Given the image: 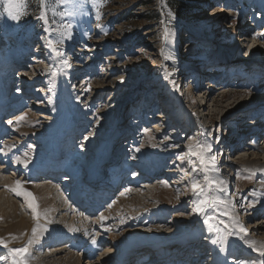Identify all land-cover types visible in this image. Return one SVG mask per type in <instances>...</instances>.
Returning <instances> with one entry per match:
<instances>
[{"label":"rangeland","instance_id":"1","mask_svg":"<svg viewBox=\"0 0 264 264\" xmlns=\"http://www.w3.org/2000/svg\"><path fill=\"white\" fill-rule=\"evenodd\" d=\"M97 3L103 5L99 8L100 20L95 19L97 8L92 4L84 5L77 10L76 15L67 16L63 21L56 17L55 27H58L60 23L73 25L72 38L66 39L61 46L71 65L66 69L61 64L55 63L63 57H55L54 53L44 46L43 37L47 34L42 30L41 23L34 18L39 14V0H29L27 11L30 14L19 22L0 17V67H2L0 82L3 83L0 85V144L4 145L0 148V166L6 168L3 175L13 180L29 181L27 183L29 185L49 183L48 188L55 196L60 197L62 193L67 195L68 200L63 195L56 201L58 212L55 214V230L61 231L66 237L70 233L68 228H72L82 236L84 234L82 229L94 222L95 226H90L89 236L92 237L91 240L97 238L96 241L101 242L99 245L101 247L92 243L93 248L84 255V248H75L79 238L72 239L73 234H69L70 237L67 236V239L63 240L55 237L52 244L45 245L38 253L36 251L42 244L37 240L29 250L30 260L35 259L45 263L44 259L52 258L56 248L66 244L70 248L69 251H77V254L81 255L83 264H86L88 260L96 261V264H116L121 261L122 254L129 251L130 244L135 241L133 238H127L126 234H136L138 229L143 232L141 237L148 240L142 242L141 246L138 245L139 247L131 253L134 255L137 251H142L136 256L146 259L154 249L153 238L158 240V237L164 238L167 235H163L166 232H159L161 229L153 231L151 224L166 222L170 227H173V223H177V230L183 231L189 237L192 236L191 240H185L181 244H188L190 241L194 243L189 249V255L194 257L188 263L186 262L188 259L179 261L180 258H178L175 261L177 264H193L195 255H199L198 251L205 249L199 247L201 242L197 243L203 237L211 238L208 242L209 248L213 250L206 248L203 254L207 253V255L201 256L203 261H200L203 264L210 262L213 257L218 262L223 257V261H231V264H240V261H247L250 264L252 260L262 259L247 241H255L256 247L264 245V191L260 195L262 190L260 181L264 180V177L255 170L256 164L245 162L255 160V153L258 150L254 146L256 140H259L261 147H264V131L257 136L254 129L252 133L243 135L245 139L240 136L241 141L238 142V139L233 143L240 134L237 132L232 135L229 144H225L224 152L221 151V145L215 153L206 154L216 156L215 167L219 169V171H209L208 177L218 182L221 180L226 182L223 185L208 186V198L223 200L224 204L219 205L220 212L230 213V215L219 216V220L224 223H220L219 220L212 221L214 227L223 229L220 233L209 232L207 225L203 223V217L195 214L194 202L197 198L193 196L189 184L195 174L191 172L188 161H196V157L187 154V146L206 142L212 147L214 143L218 144L223 136L228 138L229 132L239 123H242L240 131L244 133L247 129V127L243 128L244 121L252 122L257 119L251 123V128L259 126V118L264 116L262 111L255 117L257 111L254 110L255 108L249 109L247 102V107L238 111L244 105L238 102L247 101L245 90L250 85L260 87L264 82V75L260 77L261 73H264V0H97ZM220 6H223L224 10L227 8V11L219 14ZM62 10V7L57 8V11ZM169 10L174 14V19L167 15ZM157 14L160 16L158 20ZM49 16L51 17V13ZM162 20L166 23L170 20L168 27L171 34L167 38L164 34V25L161 24ZM55 35V33L52 34L53 37ZM243 36L246 39L243 40ZM39 44L43 45V50L41 49V55L38 56L43 58L36 63L34 58L40 51ZM85 48L89 51L84 52ZM162 51L170 59L165 60L161 55ZM3 57L8 59L4 60ZM193 59H196V62H192ZM88 60L92 62L88 64ZM199 60L201 62L199 78L193 68H187L185 75L178 73L172 77L173 73L181 72L185 65L198 63ZM166 63H171L173 66H168ZM179 63H181L180 66H177ZM225 64L228 66H224ZM53 66L57 67L55 77L49 74V69ZM215 66H219L218 68L221 66V69L225 71L219 75L220 80H215L218 87L225 86L219 93L230 90V95L222 102L229 104L232 99H238V102L230 108L225 106L222 110L219 105H215L210 109L211 115H208L211 111L206 104L208 100L213 102L214 96L210 97V92L214 88L209 86L212 81L208 80V77L211 76L210 72ZM165 67L167 72L171 73L167 78H165ZM16 70L25 71V79L19 77L10 81L9 75ZM111 72L114 73L108 85L106 82H101L103 78L98 82L99 77H106L107 73ZM146 75L150 78L144 82L146 89L142 90V80ZM173 80L178 85V94L175 93L176 87L172 84ZM53 84V90L49 91ZM197 84H200L196 88L199 98L197 103L191 105L189 99L186 100L184 97L181 99L180 94L187 91L190 85L196 87ZM153 85L156 88H153L154 93L150 95L147 88ZM99 89H108V92L106 90L101 92L108 95L107 103H103L98 95L95 96V92ZM135 89H138L141 94L138 95L137 92L132 95ZM162 92L178 103H171V105L168 103L169 100L162 99L160 97ZM129 95L132 97L130 98ZM222 97L224 96L218 98ZM152 101L153 103L160 101L163 106L154 109V113L152 109L148 110L151 113L146 115L152 114V116L144 118L145 122H143L141 116L144 113V106L151 104ZM173 105L178 109L173 107L175 110H172V115L182 114L185 127L180 130L174 124L172 127L175 129L168 131L163 129L161 131L163 134L160 136L157 134L158 128L152 129L153 125L157 126L153 116L158 113L161 116L166 115L171 111L163 107L171 108ZM163 109L166 112H162ZM192 109H197V113L192 112ZM12 115H16L18 119L16 121L11 119L12 124H6L10 119L7 117ZM22 116L26 118L21 120ZM122 118L127 122L121 125L122 130L119 135H116L115 131L121 124ZM161 118H157L160 126L166 122L167 116L163 117L164 119ZM135 121L141 123L133 129L132 126L137 124ZM172 124L173 120L172 122L169 120L164 126ZM190 130L191 133H189ZM128 131L130 133L126 135V137L129 136L126 142L129 146L124 159L119 158L116 161V158L111 157L109 161L104 162L103 152L107 148L111 149L110 140L118 136L120 138ZM106 132L109 136L106 139H100L99 135L103 136ZM174 135L183 136V138L178 141L174 139ZM73 144L77 145V148H71ZM181 145L184 146L183 150L176 153L175 148ZM236 147L239 149L234 152ZM88 148L96 151L97 156L87 155ZM137 148L139 151H136ZM84 155H87L89 159ZM241 155L244 158H241ZM57 156H59L58 159H56ZM17 157L29 165L32 164V167L23 170L24 163L17 161L11 163ZM54 160L57 162L51 163ZM222 161L224 167L227 165L226 172H222ZM260 161L264 164V155ZM80 162L83 163L81 167H79ZM152 162L155 165L152 166ZM196 162L198 164V161ZM49 164H52V167ZM96 164L104 172L98 185L101 189L99 194L110 196L111 199L103 204L101 209L86 212L77 206L76 194L70 192L69 186L78 181L77 176L81 177L83 170L88 171L87 168H92ZM112 164L118 165L114 167L115 171H109L107 168ZM41 166H49L51 170L48 173L42 172L38 170ZM57 166L61 167V171H58ZM69 167L74 168L72 184L67 175ZM126 168L131 172H125ZM162 168L165 170H160ZM35 169L40 173L39 175L34 173ZM182 169H188V174L186 175ZM56 170L57 174L59 173L57 177ZM173 171L175 174H172ZM145 172L153 174V176L149 174V179H152L147 181L148 178L142 177ZM134 178L138 180V184L131 185ZM197 179L200 180L201 185H206L202 174ZM128 186L137 191L147 186L152 191L143 194L142 202H136L132 195H125L124 192ZM219 187H223L225 191H219ZM78 188L79 185L73 189ZM7 196L10 201L14 200L20 209L19 217L11 218L10 221L19 220L21 216L31 218L32 213L27 203L20 199L21 196L12 194L11 191H8ZM93 199L96 201L100 197ZM232 204L235 205L234 208ZM115 205L120 210L119 216L117 211L111 210ZM0 209L12 212V204L4 202ZM103 212L114 217L113 220L104 222L110 228L107 232H104L101 226ZM138 216L140 217L136 220L137 224L142 221L144 224L127 225L131 218ZM231 217L238 219L239 223L247 229V234L239 232L236 228L239 235L226 236L231 228H235ZM7 224L8 222L0 219V228ZM225 224L229 225V228H225ZM257 225L263 227L253 232L251 226ZM217 235L225 237L226 243L212 244L211 240ZM0 239L9 244V241L1 236ZM113 240L120 243H114ZM1 246L0 255L7 259L2 260L0 264H11L10 248ZM87 246L88 244L85 248ZM166 247L162 249L165 251ZM218 247L220 250L216 253ZM106 249H112L113 255L110 254L113 256L112 259H103V252ZM211 251L215 252V255H210ZM60 257H65V253L56 255V261H61ZM126 258L119 264H124Z\"/></svg>","mask_w":264,"mask_h":264},{"label":"bare ground","instance_id":"2","mask_svg":"<svg viewBox=\"0 0 264 264\" xmlns=\"http://www.w3.org/2000/svg\"><path fill=\"white\" fill-rule=\"evenodd\" d=\"M248 7V6H247ZM220 8H221V10H220V12H219V14H222L223 12H226L227 11V8L224 10V8H223V6H220ZM245 9V8H244ZM258 9V8H257ZM257 12V11H256ZM243 38V40L244 39H246V38H244V36L242 37ZM240 39V38H239ZM238 43H239V41H238ZM24 44H26L25 42H24ZM31 44V42L29 43V45ZM23 45V44H22ZM41 45V47H38V50H40L39 52H38V54H37V56H36V58H34V61L37 63V62H39V60L41 59V58H43V56H38V55H41V49L43 48V45L42 44H39L38 46H40ZM37 47V46H36ZM14 50H16V48L14 49ZM43 50V49H42ZM229 50V49H228ZM84 52H88L89 50L88 49H84L83 50ZM229 54H230V52H229ZM228 54V55H229ZM33 57V56H32ZM72 57H70V59H71ZM3 59L4 60H6V59H8V58H6V57H3ZM56 59V58H55ZM219 59H220V57H219ZM238 59H243V58H238ZM0 60H1V58H0ZM32 60V59H31ZM192 62H196V59H193V60H191ZM60 62V59H58V61H56L55 63L57 64V65H60L61 63H59ZM92 61L91 60H88L87 61V63L88 64H90ZM94 62H96V60H94ZM212 63H214V62H212ZM180 64L181 63H179L177 66H180ZM201 64V62H200V60L198 61V63H192V64H188V65H185L184 66V69L181 71V72H179V71H177V72H175V73H173V75H172V77H175L178 73L179 74H181V75H185L187 72L185 71L187 68H193L194 69V71L195 72H197V77L199 78L200 76H201V69L199 68V65ZM62 65V64H61ZM166 65H168V66H173V64H169V63H166ZM63 66V65H62ZM224 66H228L227 64H225ZM20 67V66H19ZM64 67V66H63ZM219 66H215L214 68H213V70L210 72L211 73V76L210 77H208V80H210L211 79V83H210V85L209 86H212L214 89L213 90H211V92H210V97H211V95H214L213 96V98H212V100H213V102H210L209 100H208V102H207V104H206V106L208 107V109L210 110L213 106H215V105H219V107H220V110H222V109H224L225 108V106H226V108H230L232 105H235L237 102H238V99H232L231 101H230V103L229 104H224L222 101L224 100V98H226L227 96H229L230 94H229V91L228 90H224V91H222L221 93H219V91L221 90V89H224V87H218L217 86V83H215L216 81L215 80H220V77H219V75L222 73H224L225 71L224 70H222L221 69V66H220V68H218ZM65 69H66V67H64ZM2 69V67H0V70ZM17 72V73H16ZM113 73L114 72H111V73H107V76L106 77H99V79H98V82L103 78V80L101 81V82H106V84L108 85V83L112 80V75H113ZM8 75V74H7ZM25 75H26V72L25 71H22V70H16V71H12L11 72V74L9 75V80L10 81H12V80H14V79H19V77H21V78H23V79H25ZM264 75V73L262 74L261 73V75H260V77L261 76H263ZM150 78V76L149 75H146L145 77H144V79L142 80L143 81V83L141 84V89L143 90V89H146V86H145V83L144 82H146V81H148V79ZM173 79V78H172ZM96 80V79H95ZM196 80V79H195ZM195 80H193V82H195ZM227 80V79H226ZM225 81V80H224ZM214 82V83H213ZM205 83V82H204ZM214 85H213V84ZM223 83V82H222ZM221 83V84H222ZM0 85H3V83H2V81L0 82ZM199 85L200 84H197L196 85V87L194 86V85H190V87L188 88V90H189V93H187V91H185L184 93H182V94H180V97H181V99L184 97L186 100H188L189 99V102H191V105L192 104H195V103H197L198 101H199V98H198V91L196 90V88H198L199 87ZM145 86V87H144ZM205 86V85H204ZM230 86V85H229ZM202 87V86H201ZM200 87V88H201ZM153 88L155 89L156 88V86L155 85H153V86H149L148 88H147V92L148 93H150V95L151 94H153L154 92H153ZM88 90V89H87ZM104 90H106L107 92H108V89H104ZM104 90H101V89H99V90H97L96 92H95V96L96 95H98L101 99V101L103 100V103H107V98H108V95H105V94H102L101 92L102 91H104ZM160 90V89H159ZM165 90V89H164ZM175 90H177V87L175 88ZM26 91V90H25ZM24 91V92H25ZM139 90L138 89H135V91L132 93V95L135 93H137ZM200 92H202V91H200ZM205 92V91H204ZM28 93V92H27ZM163 94H161V96L160 97H162V99H166V100H169L168 101V103H175V104H177L178 103V101H175V100H173L171 97H166L167 95L165 94V92H162ZM245 93L247 94V101H245V100H241V101H239L238 102V104H242V103H244V105L243 106H241L239 109H238V111H241V110H244L245 109V106H246V102L248 103V107H250L249 109H254L255 111H257V114H255V117H257L258 116V114L260 115V111H262V113L264 114V82H263V85L262 86H252V85H250L248 88H247V90H245ZM141 94V92H138V95H140ZM171 94V93H170ZM187 94V95H186ZM191 94V95H190ZM201 94H203V93H201ZM184 95H186V97L184 96ZM130 96V95H129ZM154 96V95H153ZM221 96H224V97H222V98H218V97H221ZM132 96H130V98H131ZM152 97V96H151ZM129 98V99H130ZM138 98H139V96H138ZM137 98V99H138ZM159 99V98H158ZM181 99H179V101H182ZM257 99H260L259 101H257ZM211 100V99H210ZM154 101V100H153ZM153 101L151 102V104H149V105H146V106H144V109H146V110H151V109H153L152 108V106H153ZM156 103H159L160 104V102H158V101H156ZM256 103H258V104H256ZM172 105V104H171ZM161 107L163 106V104L162 105H160ZM149 107V108H148ZM174 105L172 106V108H168L167 107V110L168 109H171V110H173L174 108H176V110L178 109V107L176 106V107H174ZM247 107V106H246ZM155 108H157V104H155ZM166 109V108H165ZM154 110V109H153ZM153 110H152V113H153ZM175 110V109H174ZM197 109L195 110V109H192V112H196L197 113ZM211 111V110H210ZM159 112V111H158ZM172 112V113H171ZM171 112H169V113H166V115H164V116H161L159 113L155 116H153V119H155L154 121V123L155 124H157V126H155V125H153L152 126V129L153 130H155V129H157L158 128V132H157V134L158 135H162L163 133L161 132L163 129H165V131H168V130H171V129H175V128H173L172 126L175 124L180 130L181 129H183V127H185V124L182 122V120L184 121V118L182 117V114H178V115H172L173 114V111H171ZM151 113V112H150ZM149 113V114H150ZM208 113V112H207ZM211 113H212V111L210 112V113H208V115H211ZM218 113H220V112H218ZM175 114V113H174ZM239 114V113H238ZM172 115V116H171ZM150 116V115H149ZM152 116V115H151ZM150 116V117H151ZM158 116V117H157ZM165 116H167V118H169L170 117V121L172 122V120H173V124L170 126V125H168V126H164L165 125V123H167L169 120L167 119H165L166 120V122H164L161 126L159 125L160 123H159V121L157 120V118H159V117H162L161 119H164L163 117H165ZM12 117V118H11ZM139 117V116H138ZM7 118H10L9 120H7V122H6V124L8 123V121H10L11 119H13V121H16L18 118H16V115H12V116H10V117H7ZM149 118V117H148ZM6 120V119H5ZM4 120V121H5ZM257 119H255V121H256ZM255 121H252V122H255ZM127 121L125 120V119H123L122 118V122H121V124L118 126V128L116 129V135H119V133H120V131L122 130L121 129V125L124 123H126ZM136 122V121H135ZM185 122V121H184ZM237 122V121H236ZM252 122H249V121H244L243 122V124H245V126L243 127V128H246L247 127V129L246 130H244L245 132L244 133H242V131H240L241 130V124L242 123H239L238 124V126H236V127H234V129L231 131V132H229V136H228V138H226V136H223L222 137V140L218 143V144H215L214 143V145L212 146V153L214 152H216V150H218L219 148H220V146L222 145V148H221V151H223L224 152V148H225V144L227 145V144H229V141H230V139L232 138V135L233 134H235V133H239L240 132V134L239 135H237V137L234 139V141H233V143L235 142V141H237L238 139V142L239 141H241V139L244 137L243 135H247V134H250V133H252L253 131H254V129H256L255 131L257 132L256 133V135L258 136V134H260L261 132H263L264 131V116L262 117V118H259V122H260V124H259V126L257 127V128H251V123ZM137 124L136 125H134V126H132V128L133 129H135V127H137L138 126V124L139 123H141V122H136ZM152 123V122H151ZM9 125V124H8ZM8 125H6V126H8ZM151 125V124H150ZM178 125H180V126H178ZM51 126V125H50ZM85 127V126H84ZM175 127V126H174ZM8 128V127H7ZM50 129H52L51 127H50ZM155 132V133H156ZM7 133V135H9V133L8 132H6ZM130 132L128 131L126 134H122V136L120 137V138H116V139H112V140H110V147H111V149H109V148H107V150H105V152H103V154H104V162H107V160L109 161V159H111V157H113L112 159H114V158H116V161H118L119 160V158H123L124 159V156H125V152L127 153V147L129 146V143L128 142H126V139H128V137L129 136H127L126 137V135H128ZM135 133H137V131H135ZM189 133H191V130L189 131ZM10 137H12V135H9ZM109 136V133L108 132H106V133H104L103 134V136L102 135H99V137H100V139H106L107 137ZM238 136L240 137V138H238ZM174 137V139H176V140H178V141H181L182 140V138H183V136H176V135H174L173 136ZM263 137V136H262ZM246 138V137H245ZM245 138H243V139H245ZM11 141V140H10ZM17 142V141H16ZM101 142V141H100ZM256 143H255V148H257L258 150L256 151V153H255V155H256V157L254 158L255 160H252V162H250V160H248L247 162H245L246 164H256L257 166H256V169L255 170H258V173H259V175L260 176H262V177H264V164H261L260 162V160L262 159V157H263V155H264V147H261V144L259 143V140H256L255 141ZM178 144V143H177ZM238 144V143H237ZM232 145V144H231ZM4 145L3 144H0V148L1 147H3ZM76 146V147H75ZM79 146V145H78ZM235 146V145H234ZM183 147L184 146H180V147H177V148H175V152L176 153H178V152H181L182 150H183ZM238 147H240V146H238ZM238 147H236L235 148V151L234 152H237L238 151ZM71 148H77V145H75V144H73L72 146H71ZM141 150H144V149H141ZM146 152V151H145ZM86 153H88L87 155H89V156H97V152L96 151H94L93 149H90V148H88V151L86 152ZM226 154V152L224 153V157H223V161H224V159H225V155ZM87 155H84L87 159H89L88 158V156ZM237 155V154H236ZM243 155V154H242ZM240 156L241 158L243 157L244 158V156ZM59 158V156H57L56 157V159H58ZM13 161H17L16 159H14V160H12V162L11 163H14ZM22 161V160H21ZM223 161H222V164H221V166L223 167V169H222V172H226V169H227V165L224 167L223 166ZM57 162V160L55 161H51V163H56ZM118 164V163H117ZM117 164H112V165H109L107 168L109 169V170H113L114 169V167H118V165ZM152 166L153 165H155L153 162H152V164H151ZM17 166V165H16ZM19 166V165H18ZM49 166L50 167H52V164H49ZM49 166H41L40 168H38V170H41L42 172H45V173H48L49 172V170H51V168L49 167ZM81 166H83V163L82 162H80L79 163V167H81ZM32 167V164L31 165H29V164H27V167H25L24 166V168H23V170H28V169H30ZM57 169H58V171H61V167H56ZM88 170H91V175H92V177H94V175L95 174H97L98 172H99V170L101 169V168H99V167H97V164L95 165V166H93L92 168H87ZM36 170V169H35ZM68 170H69V174H68V176H70V174H72V172L74 171V168L72 167H69L68 168ZM160 170H165L164 168H162V169H160ZM4 171H6V168H3V167H1L0 166V206L4 203V202H9V203H11L12 204V212H7L6 210H3V209H0V219L1 220H4L5 222H8V224L7 225H4V226H2V228H0V236L2 237V238H4V239H6V240H8L9 241V244H8V247L11 249V248H19V247H23L26 243H27V241L29 240V239H31L32 238V229H33V227L35 226V224H36V221L33 219V216H31V218L30 219H27L26 217H24V216H21L20 217V219L19 220H14V221H10L9 219H11V218H14V217H19V214H20V209H19V206L17 205V203L14 201V200H11L10 201V198H9V196H7V193H8V191H11L10 189L11 188H13V187H16V181L17 180H13V179H10V178H7L6 176H4L3 175V172ZM57 170L55 171L56 173H55V176L57 177L58 175H59V173L57 174V172H58ZM125 172H131V170L130 169H128V168H126L125 170H124ZM175 171V170H174ZM173 171V173L172 174H175V172ZM85 172H86V170H85ZM35 174L36 173H38V171L36 170L35 172H34ZM221 173V172H220ZM220 173H217V174H220ZM40 173H38V175H39ZM144 175L146 174V172L145 173H143ZM149 174H150V176H153V174H151L150 172H148V174H146V175H148L149 176ZM146 175H145V177H146ZM156 175V174H155ZM123 177V176H122ZM80 179L78 180V183L76 182V183H74V184H72L73 183V179H71V181H70V184H72V185H70L69 186V188H71V193L73 192V193H75L76 195V197H75V202H76V204H77V206L80 208V209H83V210H86V212H87V210L88 211H97L98 209H101L103 206V204H105L108 200H110L111 199V197L110 196H105V195H102V194H99V190H101L100 188L98 189V190H96V191H94V192H92V191H88V193L90 194V198H91V201H95V199H93V198H96L97 196H99L100 197V199H96V201H95V203H91V204H86V202H84L83 200H82V195L83 194H80V192L81 191H83V188L81 187V182H82V179H83V177L81 176V177H79ZM211 179V178H210ZM95 180V179H94ZM102 180V179H101ZM110 180V179H109ZM20 182H21V184H22V186H23V189L24 190H26V191H28V192H31V193H33V195L35 196V198H36V200H37V202H38V204H39V210L41 211V213H47L48 215H47V220H44V219H41V221H40V223H41V225L42 226H46L47 227V229H48V231H46V232H38L37 233V236H38V241L42 244V246H41V248L38 250V251H36V253H38V252H41L42 251V249L45 247V245L46 246H48V245H50V244H52V242H53V240H55V237H56V239H57V237H60V239L61 240H63V239H67V236H69V234L70 235H72L73 236V238L72 239H77V238H79V241L78 242H76V244H75V248L76 249H79V248H84V250H83V254L85 255V253L87 254V253H89V251L93 248V244H92V241L93 240H95L96 241V239L97 238H94V239H92L91 240V236H89V231H90V226H95V223L94 222H92L90 225H86V227H84L82 230H83V235L81 236V235H79L78 234V231L77 230H72V228H68V230H70V233H68V235L65 237L64 236V234L61 232V231H56L55 229V214L58 212V207L56 206V201L58 200V199H60V197L61 196H63V195H65V194H63L62 193V195L60 196V197H58V196H55L54 195V193L52 192V190L51 189H49L48 188V185H49V183H37V184H32V185H29V184H27V183H29V181L28 182H23V181H21V180H19ZM27 181V180H26ZM102 182V181H101ZM141 182V181H140ZM67 183V182H66ZM178 183H180V182H178ZM136 184H138V180L137 179H133L132 181H131V185H136ZM55 185V184H54ZM77 185H79V188L78 189H76V190H74L73 188H76L77 187ZM260 185H261V187H262V190L260 191V195H262V193H263V191H264V180H262V181H260ZM57 186V185H56ZM105 187H106V185H105ZM127 189L125 190V195L126 196H130V195H132L133 196V199H134V201H136V202H142V199H143V194H147L148 192H151L152 191V189L151 188H149V187H147V186H143L141 189V191H137V190H134V189H131V188H129V186L128 187H126ZM72 189H73V191H72ZM55 190V189H54ZM12 192V191H11ZM12 194H15V193H13L12 192ZM16 195V194H15ZM124 195V196H125ZM66 196V199H67V195H65ZM20 199L21 200H23L24 202H26L25 201V198L23 197V196H21L20 197ZM65 199V201H67ZM90 201V202H91ZM168 201V200H167ZM27 203V202H26ZM67 210H68V208H66ZM30 210V209H29ZM112 211H117V216H119L118 215V213H119V208H118V206L117 205H115L114 206V208L113 209H111ZM65 211V210H64ZM31 212V211H30ZM104 214H101V217H104V219L102 220V230L105 232H107V231H110L109 229L110 228H108V226H107V224L105 225L104 224V222H107V221H110V220H113L114 219V217H112V215L110 214V216H109V213H105V212H103ZM125 215V214H124ZM123 216V215H122ZM126 216V215H125ZM121 217V216H120ZM140 216H138V217H134V218H131L132 220H130L129 222H128V226H133V224H136V225H142V224H144V222L142 221V222H140L139 224H137V222H136V220L139 218ZM115 219H116V217H115ZM64 220H65V218H64ZM126 220V219H125ZM247 219H245V221H246ZM49 221H50V223H49ZM122 221V220H121ZM135 222V223H134ZM124 223V222H123ZM159 224V225H158ZM163 224V225H162ZM119 225V224H118ZM126 225V226H127ZM162 225V226H161ZM261 225H263V224H261ZM261 225H257L256 227L255 226H251V229H252V231L253 232H257V231H259L260 230V228L261 227H263V226H261ZM161 226V227H160ZM176 226V227H175ZM175 227V228H174ZM93 228V227H92ZM151 228H152V230L153 231H155V230H159V229H161V230H159V232H166V233H164L163 235H165V234H167L164 238H160V237H158V240H156L155 238H153V240L152 241H155V243H154V245L155 246H153V251L152 252H150V254H149V258H146V259H149V260H154L153 261V263H159V264H177L175 261L178 259V258H180L179 259V261L180 260H186V259H188L186 262L188 263L189 262V260H191V258H193L194 257V255L192 256V255H189L190 254V252H189V249L190 248H192V246L194 245V243H192L191 241L190 242H188V244H181V243H184V241L186 240V238L188 239V240H191L192 238V236L191 237H189V235L187 236L183 231H180L179 229L177 230V223H173V227H170L169 226V223H156V224H151ZM141 229H143V228H141ZM174 229V230H173ZM173 230V232H171ZM147 231H150V230H148L147 229ZM58 233H62V234H58ZM142 231L140 230V229H138L137 230V233L136 234H131V233H127L126 235V237L127 238H133L135 241L134 242H132L131 244H130V246H131V248H129V251H127V252H124V254H122V258H121V261H123L124 259H125V257H127V259H135L134 258V256H136L137 255V253H140V252H142V251H137L134 255L131 253L133 250H136L139 246H141V243L142 242H145L146 240H148L147 238H145V239H143L141 236H142ZM70 237V236H69ZM213 237V236H212ZM173 238V239H172ZM140 239H142V240H140ZM150 239H152V238H150ZM149 239V240H150ZM170 239H172V240H170ZM211 238H208V237H203L201 240H199L197 243H199V242H201V244L199 245V247L200 248H205V249H203L202 251H201V253H200V251H199V255H195V259L197 258V260H195V259H193V264H203V263H201L200 261H203V258L201 259V256H203V255H207V253L206 254H203L204 252H205V250H206V248H208V250H210L211 248H209L210 246H209V240H210ZM36 240V241H37ZM35 241V242H36ZM35 242H34V244H35ZM104 242H106L107 243V241H104ZM111 242V241H110ZM113 242L114 243H120V241L119 242H115V240H113ZM33 244V245H34ZM86 244H88V246L85 248V246H86ZM90 244V245H89ZM98 247H101V246H99L100 244H101V242H97L96 241V243H95ZM139 245V246H138ZM146 245H147V243H146ZM1 246V245H0ZM166 246H168V247H166ZM1 247H3V246H1ZM163 247H166L167 248V250H163L162 248ZM4 248V247H3ZM140 248H142V247H140ZM115 249V248H114ZM170 249H172V250H170V253H169V250ZM178 249V250H177ZM70 250V248H68L67 247V245L65 244L64 246H62V247H60V248H56L55 249V252H54V254L52 255V258H50V259H44V260H46V262L44 263V261H39V260H30L29 259V264H83V262H82V257H81V255H79V254H77L78 252L77 251H75V252H72V251H69ZM116 250V249H115ZM212 250V249H211ZM219 250H220V247H218V248H216V253H219ZM213 251V250H212ZM212 251H211V253H210V255H215V252H213L212 253ZM156 252V253H155ZM65 253V257H60V259H62L61 261H56V258H55V256L56 255H63ZM104 257H103V259H105V260H108V259H112V257L113 256H111L110 254H112L113 252H112V249H106L104 252ZM167 253H169V254H167ZM209 253V252H208ZM93 255V254H92ZM103 255V254H102ZM113 255V254H112ZM152 255V256H151ZM94 256V255H93ZM92 257V256H91ZM48 258V257H47ZM145 258L144 259H142V260H146ZM2 260H0V262H1ZM120 261V262H121ZM120 262H118V263H116V264H119ZM149 262V261H148ZM162 262V263H161ZM214 262V263H213ZM220 262V263H219ZM219 262L218 261H216L215 259H214V257L213 258H211V260H210V262H208L207 264H231V261H223V257H221V261L219 260ZM150 263V262H149ZM149 263H145V264H149ZM86 264H96V261H92V260H88L87 261V263Z\"/></svg>","mask_w":264,"mask_h":264},{"label":"snow or ice","instance_id":"3","mask_svg":"<svg viewBox=\"0 0 264 264\" xmlns=\"http://www.w3.org/2000/svg\"><path fill=\"white\" fill-rule=\"evenodd\" d=\"M92 4V6L97 8L96 20L101 19V15L99 12V8L103 5L101 3H97V0H39V14L35 15L34 18L41 23L42 30L47 34V36L43 37L44 46L49 49L52 53H54L55 57H63L60 60V63L64 67H70V62L65 55V52L61 50V46L63 45L66 39H71V32L73 29V25L71 23H60L58 27L54 25L57 24L56 17H59L61 21L64 20L67 16H74L78 9L82 8L84 5ZM71 6V7H69ZM63 8L62 11H57V8ZM164 7H167L164 5ZM29 8V0H0V17H6L12 21L19 22L22 18L29 15L30 13L27 11ZM51 13V17L49 16ZM167 15L174 19V14L169 10ZM170 23V20L169 22ZM168 23L165 21H161V24L164 25V34L165 38L171 34V30L168 27ZM55 33V37L52 34ZM52 37V38H50ZM161 55L165 60L170 59L168 55H164L163 51ZM165 78L171 75V73L167 72V68H164ZM49 74L52 77L57 75V67L53 66L49 69ZM172 84L174 87L178 88L176 82L173 80ZM54 88V84L50 87L49 91H52ZM90 90V89H89ZM51 103V101H49ZM26 117H20L21 120ZM9 124H12V121H8ZM194 139V138H193ZM83 147V145H81ZM139 151V148L136 149ZM212 151L211 144L206 142H197L195 144H189L187 146V154L189 156L196 157V161L189 160L188 166L191 169V172L194 173L192 180L189 182L191 191L193 196L197 199L195 200V214L203 217V223L207 225L209 232L220 233L223 229L219 227H214L212 224L213 220H219L220 215H230L228 211L220 212L219 205L224 204L223 200H219L218 198L209 199L208 198V186L214 184L223 185L226 183L225 181H216L212 180L208 177L207 173L212 170L219 171L218 168L215 167L216 156H207V153ZM27 155V154H25ZM17 162L24 163V166L27 167V163L25 161H21L19 157L16 158ZM183 162V158H181ZM185 174H188V169H182ZM202 179L206 182V185H201L200 180L197 179L198 176H201ZM248 178V177H246ZM17 196H23L25 201L27 202L28 208L30 209L33 219L36 221L35 226L32 229V238L27 241V243L23 247L19 248H11L9 249V254L11 258V264H29L30 253L29 250L34 244V242L38 239V232H46L48 231L46 226H42L40 221L41 219L47 220V213H41L39 210V204L33 195V193L28 192L23 189V186L19 180L16 181V187L10 189ZM219 191H225L223 187L218 188ZM231 203V202H230ZM234 208L235 205L232 204ZM103 220L104 217H101ZM232 224L235 225V228H231L226 236L239 235V233L235 230L239 229V232H243L247 234V229L239 223L236 217H231ZM220 223H224V221L219 220ZM50 223V221H49ZM225 228H229V225L225 224ZM93 244L96 243L95 240L92 241ZM211 243L214 245L220 244L223 245L226 243L225 237L217 235L215 239L211 240ZM247 243L257 251L262 259L260 260H252L250 264H264V245L256 247L255 241H247ZM0 245L4 248H8V244L0 239ZM223 250V248L221 249ZM7 259V257L0 255V260ZM240 264H249L247 261H240Z\"/></svg>","mask_w":264,"mask_h":264},{"label":"trees","instance_id":"4","mask_svg":"<svg viewBox=\"0 0 264 264\" xmlns=\"http://www.w3.org/2000/svg\"><path fill=\"white\" fill-rule=\"evenodd\" d=\"M156 18H157V20H158V19H160V16L157 14Z\"/></svg>","mask_w":264,"mask_h":264}]
</instances>
